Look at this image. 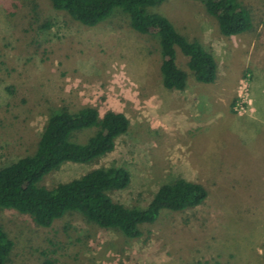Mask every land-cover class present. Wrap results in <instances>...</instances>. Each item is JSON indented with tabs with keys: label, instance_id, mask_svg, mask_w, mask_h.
Listing matches in <instances>:
<instances>
[{
	"label": "rangeland",
	"instance_id": "obj_1",
	"mask_svg": "<svg viewBox=\"0 0 264 264\" xmlns=\"http://www.w3.org/2000/svg\"><path fill=\"white\" fill-rule=\"evenodd\" d=\"M240 1L252 9L255 28L232 38L200 3L156 7L218 63L216 81L199 83L178 50L188 80L177 91L163 86L157 39L136 32L121 10L86 27L46 0H0V169L35 153L53 113L94 107L101 116L125 114L129 132L93 162L63 163L47 188L116 166L131 183L112 199L129 207H147L177 177L209 192L197 208L163 210L134 240L79 214L42 228L29 215L0 209V225L15 243L7 264H264V0ZM95 132L83 130L78 141Z\"/></svg>",
	"mask_w": 264,
	"mask_h": 264
},
{
	"label": "trees",
	"instance_id": "obj_2",
	"mask_svg": "<svg viewBox=\"0 0 264 264\" xmlns=\"http://www.w3.org/2000/svg\"><path fill=\"white\" fill-rule=\"evenodd\" d=\"M56 11L66 13L86 27H96L116 9L130 18L131 27L157 39L162 63L163 86L184 91L188 73L177 63L178 50L187 58V67L197 82L212 84L218 63L199 39L180 33L156 7L169 0H46ZM200 3L218 24L220 34L232 38L254 30L252 9L240 0H191ZM95 129L86 143L78 141L83 130ZM130 130V121L120 112L103 116L94 107L78 111L67 108L53 113L41 134L34 154L0 169V209L29 215L35 224L50 228L69 214H79L86 222L104 231H115L126 239L143 236L142 227L153 224L164 210L182 213L205 204L208 190L184 178L163 183L145 208L114 202L112 195L127 190L131 175L111 166L88 172L80 178L50 189L46 178L65 162L90 163L116 149L117 140ZM15 243L0 225V264L10 261ZM45 264H51L46 262Z\"/></svg>",
	"mask_w": 264,
	"mask_h": 264
},
{
	"label": "built area",
	"instance_id": "obj_3",
	"mask_svg": "<svg viewBox=\"0 0 264 264\" xmlns=\"http://www.w3.org/2000/svg\"><path fill=\"white\" fill-rule=\"evenodd\" d=\"M240 98L244 101L241 102V104L236 108L237 111H239V114H242V113H245L246 110H245V102H246V99L242 97V95H240ZM247 104V103H246Z\"/></svg>",
	"mask_w": 264,
	"mask_h": 264
}]
</instances>
